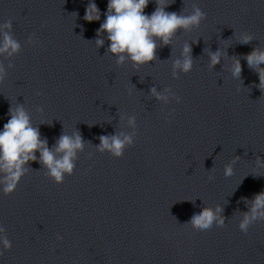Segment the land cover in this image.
I'll return each instance as SVG.
<instances>
[{
  "label": "clouds",
  "instance_id": "9594fccd",
  "mask_svg": "<svg viewBox=\"0 0 264 264\" xmlns=\"http://www.w3.org/2000/svg\"><path fill=\"white\" fill-rule=\"evenodd\" d=\"M149 0H108L107 12L104 13L105 19L97 30L96 45L102 46L103 39H100L101 33L107 34L109 41L108 51L118 56V63H122L127 57L136 65L149 63L156 59L157 39L163 45H168L171 38L178 30L189 31L192 27H199L206 13L199 7L193 9L192 14L184 15L183 12L166 11L168 3L166 0H155L156 8L151 15H147L144 9ZM100 9L90 0L86 7L84 19L88 22L100 20ZM12 21L8 20L0 24V55L7 53L11 56L18 53L20 44L11 34ZM252 37L244 35L240 38V43L249 44ZM191 45L185 44L182 51V59L173 62L174 70H181L185 73L192 69L193 59L191 56ZM207 51V50H205ZM210 66L214 67L220 62L222 53L218 49L216 52H208ZM248 68L255 72L259 78V87L264 92V49L255 48L245 56ZM242 74V65L239 59L234 58L232 65V76L234 79H240ZM4 68L0 65V82L4 79ZM157 99H165L153 87L151 89ZM7 123L4 124V130L0 132V186L5 195H11L17 188L20 179L24 175L26 165L29 161L37 159L35 153L40 152V163L48 169L49 176L57 183H63L64 174H71L73 171V159L76 151L83 148V139L79 133L74 136L61 135L56 142L54 151L47 146V140H41L39 129L33 127L30 118L25 112L23 106H17L14 109L9 108ZM134 124V120H129ZM99 149L101 151L109 150L116 157H121L126 145L132 144L130 136L120 135L101 136ZM57 154H62L57 158ZM257 163H260L259 158ZM233 174L232 167H225V176L230 177ZM248 203L247 200H245ZM222 211L217 207L215 210L205 207L199 213L194 214L190 221L192 227L197 230L210 229L214 222L224 225V218L219 216ZM257 220H264V191L255 194L250 202L249 210L242 213V219L239 222V229L247 233L249 227ZM3 231V229H0ZM0 244L4 249L11 250V242L7 237L0 238ZM3 252H0V256Z\"/></svg>",
  "mask_w": 264,
  "mask_h": 264
}]
</instances>
